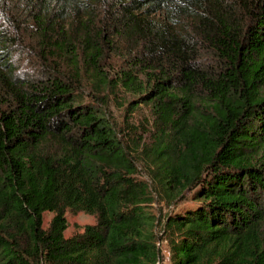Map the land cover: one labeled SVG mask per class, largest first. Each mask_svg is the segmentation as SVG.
Segmentation results:
<instances>
[{
    "label": "trees",
    "instance_id": "1",
    "mask_svg": "<svg viewBox=\"0 0 264 264\" xmlns=\"http://www.w3.org/2000/svg\"><path fill=\"white\" fill-rule=\"evenodd\" d=\"M66 211L95 221L65 237ZM157 243L264 264V0H0V264H157Z\"/></svg>",
    "mask_w": 264,
    "mask_h": 264
},
{
    "label": "rangeland",
    "instance_id": "2",
    "mask_svg": "<svg viewBox=\"0 0 264 264\" xmlns=\"http://www.w3.org/2000/svg\"><path fill=\"white\" fill-rule=\"evenodd\" d=\"M23 67H27V65H23ZM123 101L120 102L116 101L114 102V106L111 107V111L113 112V115L117 122L121 125L124 117V109L122 106ZM131 117L130 121L134 125H140L138 127V132L136 137H138V140H140L143 143H147V136L143 135L142 130L143 128L146 129L149 126V111L146 106L141 107L138 111L133 113L132 115L128 116ZM143 127V128H142ZM149 144V143H147ZM146 167L143 166L138 167V177L147 180L146 178ZM156 189L154 193L155 201L152 204L151 211L158 217L160 220H162L164 214L170 210L172 207L170 205L169 199L165 198L163 195V192L160 187H155ZM52 217V213L45 212L42 215V222L43 227H46ZM65 219H66V229L64 231V236L69 237L75 233L82 232L83 228L86 225L93 224L94 223V217L87 215L82 212H65ZM159 249L161 250V258L159 264H170L169 255L166 253L165 245L163 243H158ZM163 253V254H162Z\"/></svg>",
    "mask_w": 264,
    "mask_h": 264
},
{
    "label": "built area",
    "instance_id": "3",
    "mask_svg": "<svg viewBox=\"0 0 264 264\" xmlns=\"http://www.w3.org/2000/svg\"><path fill=\"white\" fill-rule=\"evenodd\" d=\"M157 247H159V244L157 243ZM157 264H159V263H157Z\"/></svg>",
    "mask_w": 264,
    "mask_h": 264
}]
</instances>
